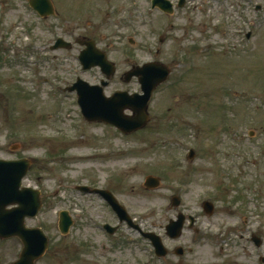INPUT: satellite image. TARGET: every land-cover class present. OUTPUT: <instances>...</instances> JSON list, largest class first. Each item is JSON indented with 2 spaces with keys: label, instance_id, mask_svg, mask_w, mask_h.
Segmentation results:
<instances>
[{
  "label": "rangeland",
  "instance_id": "1",
  "mask_svg": "<svg viewBox=\"0 0 264 264\" xmlns=\"http://www.w3.org/2000/svg\"><path fill=\"white\" fill-rule=\"evenodd\" d=\"M28 1L0 0V159L31 161L23 187L41 191L43 209L26 223L50 240L37 264H251L237 231L264 235V0H189L173 16L152 10V0H51L55 16L46 20ZM59 38L74 49L52 52ZM91 40L117 66L107 96L141 93L138 80H122L133 67L170 69L143 131L87 123L76 93L64 91L78 78H103L79 62V43ZM148 177L158 188H146ZM84 184L116 191L135 225L186 254L159 260L103 197L77 189ZM61 211L75 221L66 236ZM180 213L196 223L170 240L165 229ZM106 224L118 227L111 241ZM22 249L16 238L0 240V264Z\"/></svg>",
  "mask_w": 264,
  "mask_h": 264
},
{
  "label": "water",
  "instance_id": "2",
  "mask_svg": "<svg viewBox=\"0 0 264 264\" xmlns=\"http://www.w3.org/2000/svg\"><path fill=\"white\" fill-rule=\"evenodd\" d=\"M165 1V0H163ZM186 0H181V5ZM39 3L37 6L35 3ZM159 0L156 1L158 3ZM32 5L45 16L52 15L54 8L50 0H31ZM42 5L41 7H39ZM165 11L172 13L171 4L165 3ZM71 44L59 40L55 48H71ZM88 55L84 52L81 57L85 68L89 69L95 66H101L107 78L110 79L115 73V67L109 63L105 54L99 52L93 43L88 44ZM93 55L96 61L93 59ZM170 75V70L159 64L146 65L143 68H137L129 72L126 76V82H130L134 76H138L142 85L143 95L128 93H116L113 97L107 98L104 95V87L108 85L103 82V86L92 87L84 81H79L71 91H77L79 95V104L84 117L88 122H100L111 124L125 133L136 132L144 128L149 122L148 104L152 98L155 89L166 82ZM129 110L132 115L125 112ZM194 155H191V158ZM28 161L17 163H6L0 161V238L7 239L12 237L20 238L24 244V250L20 260L14 264H35L43 256L48 248V239L40 229H27L25 218L35 217L42 205L40 193L24 189L20 191L22 180L29 170ZM159 180L149 177L146 186L157 188ZM174 205L178 206L179 201L175 200ZM18 206L14 210L8 211L7 207ZM206 212L212 213L213 206L205 205ZM60 229L63 234L68 233L72 225L71 219L67 213H62ZM122 221L129 220L127 215L122 214ZM185 218L181 215L178 222H171L168 231L171 236L177 238L181 235ZM153 241L157 249V254L165 253L161 245V240L153 235H146Z\"/></svg>",
  "mask_w": 264,
  "mask_h": 264
},
{
  "label": "flooded vegetation",
  "instance_id": "3",
  "mask_svg": "<svg viewBox=\"0 0 264 264\" xmlns=\"http://www.w3.org/2000/svg\"><path fill=\"white\" fill-rule=\"evenodd\" d=\"M239 238H240V240H245L247 244L255 246L254 251H252V252L250 251L251 253H249L247 251L248 250L247 247H245L246 250L244 249V253L247 256H250L253 253H254V255H256L255 252L256 251L258 252L261 249V247L264 245V235H260L259 231H257V233H254V231H252V230L242 229V232H240ZM255 238H259L260 241H257ZM255 240L258 242V244L255 243ZM246 255H244V256H246ZM263 257L264 256L259 254L256 256L255 261H253V257H250V258H251L252 264H264Z\"/></svg>",
  "mask_w": 264,
  "mask_h": 264
},
{
  "label": "bare ground",
  "instance_id": "4",
  "mask_svg": "<svg viewBox=\"0 0 264 264\" xmlns=\"http://www.w3.org/2000/svg\"><path fill=\"white\" fill-rule=\"evenodd\" d=\"M82 154H84V153H82ZM76 158H77V159H76ZM78 158H80V159H78ZM75 159H76L77 162H78V160L80 161V160L82 159V156H78V155L76 156V155H75ZM87 162L94 163V162H96V161L93 162L92 160L88 159Z\"/></svg>",
  "mask_w": 264,
  "mask_h": 264
}]
</instances>
